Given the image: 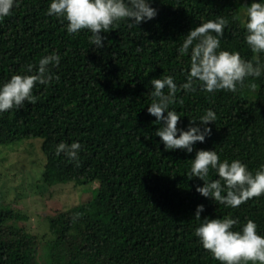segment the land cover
Returning a JSON list of instances; mask_svg holds the SVG:
<instances>
[{
  "label": "trees",
  "instance_id": "obj_1",
  "mask_svg": "<svg viewBox=\"0 0 264 264\" xmlns=\"http://www.w3.org/2000/svg\"><path fill=\"white\" fill-rule=\"evenodd\" d=\"M251 2L153 0V19L114 25L102 33L99 50L86 30L70 35L66 21L46 14L50 0H20L0 20V84L26 73L29 64L35 69L44 55L61 57L50 69L54 79L34 87L35 103L0 114V146L40 139L46 185L96 183L88 201L49 216L52 238L42 252L38 238L20 225L27 216L0 204V264H220L195 236L198 204L205 205L201 219L230 215L236 230L251 219L264 235V194L228 208L195 190L204 183L200 178L187 177L197 149L239 159L253 172L264 164V75L246 77L236 92L185 93L179 86L190 57L177 52L191 28L220 16L229 21L221 48L254 60L241 22ZM259 60L264 63V54ZM165 75L178 85L170 105L181 116L178 127L207 108L217 113L211 136L192 153L165 150L154 134L159 124L147 112L150 80ZM61 141L80 142L78 164L56 154ZM215 178L210 170L206 179Z\"/></svg>",
  "mask_w": 264,
  "mask_h": 264
},
{
  "label": "clouds",
  "instance_id": "obj_2",
  "mask_svg": "<svg viewBox=\"0 0 264 264\" xmlns=\"http://www.w3.org/2000/svg\"><path fill=\"white\" fill-rule=\"evenodd\" d=\"M19 2L0 0V20L10 15ZM152 3L153 0H50L46 14L66 21L64 27L70 35L86 30L90 33L89 43L99 50L105 46L102 33H107L114 25L124 21L132 27L153 19L158 13L151 6ZM241 22L245 29L246 44L256 54L255 62L242 58L238 51L221 48V38L229 23L224 17L218 16L215 20L200 23L184 35L177 52L190 57L185 82L179 86L185 93L195 92L197 88L212 94L218 90L236 92L246 77L264 75V63L259 60V55L264 54V0H252L247 4ZM60 60L57 53L44 55L35 69L29 64L26 73L14 74L0 84V114L22 108L26 101L35 103L37 96L33 95L34 87L37 84L48 85L54 79L50 69L58 66ZM150 84L151 103L147 106V112L159 124L155 136L160 137L165 150L180 149L192 153L196 142H204L206 137L211 136L209 122L215 123L217 113L207 108L185 127H178L181 116L175 108L170 107L176 102L178 91L174 77H154ZM81 148L79 141L70 144L61 141L56 145V154L63 153L78 164ZM190 161L187 177L200 178L204 183L202 186L197 185L195 190L216 204L236 208L264 194V164L253 172L239 159L221 160L214 149H197ZM210 170L214 171L217 178L206 179ZM204 209V204L196 206L194 217L199 224L194 233L198 243L214 259L220 264H264V235L258 233L255 221L249 219L236 230V218L225 215L201 219Z\"/></svg>",
  "mask_w": 264,
  "mask_h": 264
},
{
  "label": "rangeland",
  "instance_id": "obj_3",
  "mask_svg": "<svg viewBox=\"0 0 264 264\" xmlns=\"http://www.w3.org/2000/svg\"><path fill=\"white\" fill-rule=\"evenodd\" d=\"M45 163L40 139L0 146V204L27 216L20 225L38 238L41 252L44 242L52 238L49 216L88 201L96 186L84 184L85 179H64L58 185H46Z\"/></svg>",
  "mask_w": 264,
  "mask_h": 264
}]
</instances>
